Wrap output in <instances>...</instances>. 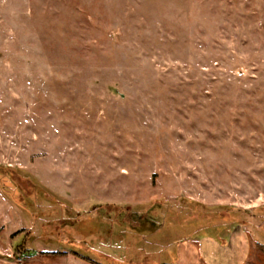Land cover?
<instances>
[{"label": "rangeland", "instance_id": "rangeland-1", "mask_svg": "<svg viewBox=\"0 0 264 264\" xmlns=\"http://www.w3.org/2000/svg\"><path fill=\"white\" fill-rule=\"evenodd\" d=\"M235 230L264 264V0H0V264Z\"/></svg>", "mask_w": 264, "mask_h": 264}, {"label": "crops", "instance_id": "crops-1", "mask_svg": "<svg viewBox=\"0 0 264 264\" xmlns=\"http://www.w3.org/2000/svg\"><path fill=\"white\" fill-rule=\"evenodd\" d=\"M234 235L237 240L244 241L245 236L237 230L232 232L227 239L209 235H204L202 238L185 239L176 248V264H233L236 260ZM247 236L250 242V237ZM250 247V251H254L253 247ZM248 261H251V257L247 258L246 262Z\"/></svg>", "mask_w": 264, "mask_h": 264}, {"label": "trees", "instance_id": "trees-1", "mask_svg": "<svg viewBox=\"0 0 264 264\" xmlns=\"http://www.w3.org/2000/svg\"><path fill=\"white\" fill-rule=\"evenodd\" d=\"M213 237V236H212ZM190 238V237H189ZM186 239H188V238H186Z\"/></svg>", "mask_w": 264, "mask_h": 264}]
</instances>
